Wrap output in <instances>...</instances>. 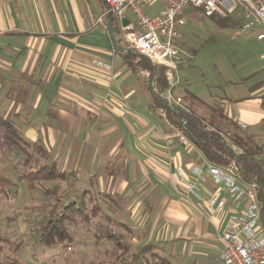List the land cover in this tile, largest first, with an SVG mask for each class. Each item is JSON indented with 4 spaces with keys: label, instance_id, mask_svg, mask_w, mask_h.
Segmentation results:
<instances>
[{
    "label": "crops",
    "instance_id": "0c3cea01",
    "mask_svg": "<svg viewBox=\"0 0 264 264\" xmlns=\"http://www.w3.org/2000/svg\"><path fill=\"white\" fill-rule=\"evenodd\" d=\"M103 12L101 0H0V117L65 175L48 181L70 186L53 209L81 197L85 212L98 208L85 223H116L134 237L133 253L153 244L177 264L196 251L219 264L218 235L237 209L222 184L205 177L209 162L191 143L181 145L179 131L153 105L148 61L113 48L109 16L95 23ZM262 63L208 98L182 87L179 70L165 78L160 98L172 105L182 90L219 111L264 164ZM180 107L198 116L182 100ZM213 199L223 202L218 218L209 210Z\"/></svg>",
    "mask_w": 264,
    "mask_h": 264
},
{
    "label": "rangeland",
    "instance_id": "374dc122",
    "mask_svg": "<svg viewBox=\"0 0 264 264\" xmlns=\"http://www.w3.org/2000/svg\"><path fill=\"white\" fill-rule=\"evenodd\" d=\"M160 10L161 5L156 4L146 9V13L151 16ZM186 16L187 22L180 30L179 45L183 51L192 54V60L189 66L179 68L183 69L179 73L182 87L194 95L198 94L197 97L208 98L216 95L217 89H223L224 82L237 81L259 70L264 62V41L257 38V29H221L210 18L203 17L200 10H189ZM127 17L133 20L131 14L128 13ZM178 95L182 106L192 105L199 118L210 122L215 110L199 106L182 90ZM219 130L232 133L235 127L224 121ZM225 142L234 151H239L228 137H225ZM35 146L27 144L28 156L24 157H16L5 147L0 148V264H120L114 242L106 237H120L130 247V254L134 251L131 246L134 237L116 223L104 219L84 223L77 218L76 224H66L73 238L71 243L54 247L39 243L42 218L49 215L56 199L67 195L66 189L70 186L65 183L55 185L42 179H26L32 165H49L45 150L40 147L44 153L39 156L40 151ZM25 159H29L28 164H24ZM154 252L169 258L156 247ZM196 253L192 258H184L188 264L195 261L198 264H218L211 255L204 257ZM169 260L170 264H177L173 258Z\"/></svg>",
    "mask_w": 264,
    "mask_h": 264
},
{
    "label": "built area",
    "instance_id": "2783aa9c",
    "mask_svg": "<svg viewBox=\"0 0 264 264\" xmlns=\"http://www.w3.org/2000/svg\"><path fill=\"white\" fill-rule=\"evenodd\" d=\"M104 12L96 19L103 25L106 17H112L119 25L120 47L132 51L148 60L154 67L163 69L166 79L172 80L179 68L188 66L192 55L181 49V28L187 22L189 10H200L205 18L236 17L239 29H257L259 40L264 41V0H101ZM159 4L161 10L149 16L146 9ZM132 21L124 26L122 19ZM144 59V60H145ZM142 60V58L140 59ZM101 66L102 65H98ZM170 98V96H168ZM181 100L175 99L174 105L180 107ZM181 145H190L181 133ZM205 177L221 183L237 209L229 216L224 231L218 235L222 246L220 264H264V228L261 223L262 204L252 186L245 184L238 176L235 167L221 168L208 164ZM194 174L201 176L199 169ZM194 189H189L193 193ZM209 210L215 217L224 212L223 202L213 199Z\"/></svg>",
    "mask_w": 264,
    "mask_h": 264
},
{
    "label": "trees",
    "instance_id": "16d2710c",
    "mask_svg": "<svg viewBox=\"0 0 264 264\" xmlns=\"http://www.w3.org/2000/svg\"><path fill=\"white\" fill-rule=\"evenodd\" d=\"M196 12V11H192ZM212 22L218 28H239V19L236 17L218 18L211 17ZM113 34L120 45L118 38L119 32L115 24L112 25ZM125 55V54H124ZM126 58L134 59L132 56L125 55ZM143 60V59H142ZM141 60V61H142ZM147 65H145V69ZM152 82L156 87L155 94L160 98L161 94L167 89V83L165 81L164 71L161 68L154 67ZM193 100L195 98L191 97ZM153 105L160 108L168 122L181 132L188 141L199 150L202 157L218 167L229 168L235 167L239 178L245 183L255 188L258 200L261 202L264 208V199L261 189L255 184L259 183L264 188V164L257 158V150L252 145H249L243 138H241L236 131L232 133L221 132L219 127L226 121L223 115L219 111H215L213 116L210 117V122H205L203 119L195 115L194 112L186 111L181 107H177L174 104L169 105L173 112L164 109L160 102L155 98L153 99ZM217 123H219L217 125ZM226 135V136H225ZM0 146L8 148L9 150H15L19 152L21 156H28L26 152V145L21 142V139L16 133V129L6 120H2L0 117ZM225 137H228L232 145L240 150L234 151L225 142ZM24 164H28L29 159H25ZM33 168L28 172L26 179H42L45 181L55 180L65 176L58 173L54 166L34 164ZM48 173V174H47ZM25 179V178H24ZM25 179V180H26ZM1 180V179H0ZM82 198L78 199L77 204H69L61 207L58 211L56 207L49 212V215L42 218L39 231V243L45 247H54L66 243L72 242V236L66 229V224H76L75 219L79 218L82 222H87L90 217L96 216L98 212L97 207H93L88 213L85 212L84 203L81 202ZM264 214V209H263ZM112 240L118 251L120 264H170V262L163 257L157 255L154 250L153 244L145 245L139 252L130 254V247L127 246L120 237L108 235L106 237ZM129 255V256H128ZM126 256H128L126 258ZM158 262V263H157Z\"/></svg>",
    "mask_w": 264,
    "mask_h": 264
},
{
    "label": "water",
    "instance_id": "95a60500",
    "mask_svg": "<svg viewBox=\"0 0 264 264\" xmlns=\"http://www.w3.org/2000/svg\"><path fill=\"white\" fill-rule=\"evenodd\" d=\"M121 23H122V25L125 26V25L127 24L126 19H122ZM108 31H109V36H110V39H111L112 46H113V48H114L116 51H118V52H120V53H123V54H126V55H129V56H132V57H135V58H139V59L142 58V59H145L144 57H142V56H140V55H138V54H135V53H133L132 51L126 50V49L120 47V46L117 44V41H116V39H115V36H114V34H113V30H112V17H109V18H108ZM145 60H147V59H145ZM147 61H148V60H147ZM153 72H154V66H153L151 63H149V74H150V77H149V83H152ZM152 94H153L154 98H155L157 101L160 102L161 106H162L164 109L173 112V109H172L167 103H165L161 98H159V97L155 94V92H154L153 90H152ZM255 184L261 189V191H262V193H263V199H264V188L261 187V186L259 185L258 182H256ZM263 209H264V208L262 207V209H261V223H262V226H263V228H264V214H263Z\"/></svg>",
    "mask_w": 264,
    "mask_h": 264
},
{
    "label": "bare ground",
    "instance_id": "6f19581e",
    "mask_svg": "<svg viewBox=\"0 0 264 264\" xmlns=\"http://www.w3.org/2000/svg\"><path fill=\"white\" fill-rule=\"evenodd\" d=\"M222 19V18H221Z\"/></svg>",
    "mask_w": 264,
    "mask_h": 264
}]
</instances>
